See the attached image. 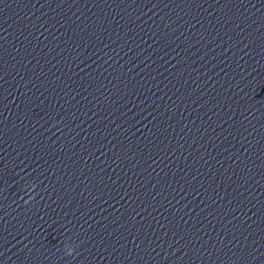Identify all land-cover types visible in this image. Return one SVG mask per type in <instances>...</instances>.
Masks as SVG:
<instances>
[{
	"label": "clouds",
	"instance_id": "obj_1",
	"mask_svg": "<svg viewBox=\"0 0 264 264\" xmlns=\"http://www.w3.org/2000/svg\"><path fill=\"white\" fill-rule=\"evenodd\" d=\"M27 187V186H26ZM35 197L31 195V192L29 191V199L25 201V203H31V200L34 199Z\"/></svg>",
	"mask_w": 264,
	"mask_h": 264
}]
</instances>
